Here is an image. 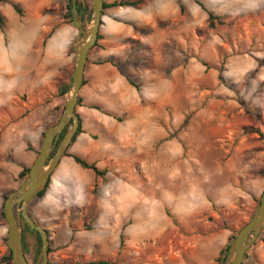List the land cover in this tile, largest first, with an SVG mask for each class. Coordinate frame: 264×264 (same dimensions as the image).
I'll use <instances>...</instances> for the list:
<instances>
[{"label":"rangeland","instance_id":"1","mask_svg":"<svg viewBox=\"0 0 264 264\" xmlns=\"http://www.w3.org/2000/svg\"><path fill=\"white\" fill-rule=\"evenodd\" d=\"M77 1L85 26L91 1ZM64 2H3L10 13L0 45L20 66L10 83L16 93L0 94V212L21 183L19 172L32 163L27 156L36 157L42 133L70 97L78 29L72 25L67 41L55 42L50 30L27 39L36 25L56 32ZM198 3L221 23L210 27ZM149 17L151 27L134 24ZM101 20L75 109L84 133L68 151L107 172L92 192L93 173L62 157L50 178L62 202L28 203L49 240L60 245L48 260L220 264L219 252L251 217L264 189V0H143L135 8L103 10ZM2 227L0 257L7 252L0 216ZM21 228L26 257L35 264L37 238ZM242 264H264V228Z\"/></svg>","mask_w":264,"mask_h":264},{"label":"water","instance_id":"2","mask_svg":"<svg viewBox=\"0 0 264 264\" xmlns=\"http://www.w3.org/2000/svg\"><path fill=\"white\" fill-rule=\"evenodd\" d=\"M92 5L91 21L83 26L81 14L72 0L73 25L78 29L71 48L74 52L73 71L70 81V97L66 101L58 120L50 125L41 137L39 151L32 161L28 172L17 189L11 191L2 204V213L7 225L6 245L13 264H29L22 246V220L39 233L41 247L35 264H48L49 238L46 230L37 224L28 213V202L33 196L45 189L53 171L68 149L78 128L75 107L78 93L83 82V72L87 53L97 40L104 0H90ZM66 128L63 137H59ZM59 140V142H58ZM264 228V189L259 204L248 221L238 230L225 251L220 264H242L244 255L258 238Z\"/></svg>","mask_w":264,"mask_h":264},{"label":"trees","instance_id":"3","mask_svg":"<svg viewBox=\"0 0 264 264\" xmlns=\"http://www.w3.org/2000/svg\"><path fill=\"white\" fill-rule=\"evenodd\" d=\"M3 2H5V0H0V3H3ZM89 2H90L89 0H85V3L86 4L89 3ZM142 2H143V0H112V1H109V2L104 1L103 2V10L110 9V8H116V7H134L135 8V7H138ZM198 5L201 6L202 9H204L206 11V13H207V19L206 20H207V23H208V25L210 27H213L215 25V22H217L218 24L221 23L220 21H218V17L216 15H214L211 11H208L207 9H205L203 7V5L200 4V3H198ZM12 6H13V8H14V10H15V12L17 14H21V10L18 7V5L13 4ZM64 7H65V11L63 13V17L62 18H63V20H64L65 23H68L70 25H73L72 1L71 0H65ZM76 8H77V10L80 13L83 11L82 10L83 9L82 3L80 1H77ZM86 10L89 11V9H86ZM4 21H5V18L2 15V13L0 12V30L3 29ZM82 23H83V21H82ZM53 30H54V28L50 29L49 35H51L53 33ZM97 38L98 39L100 38L99 37V34L97 35ZM95 45H97V43H95ZM106 62L112 63V60H109V61H106ZM125 78H126L127 82L131 86H133L135 89L138 90V85H136L129 77L125 76ZM81 100H82L81 97L78 96V100H77V103H76V107L81 105ZM76 107H75V109H76ZM92 108L101 111V107L98 106V105H93ZM106 114H108V113H106ZM111 116L113 118H115V119H117V120L120 121V118H118V117H116L114 115H111ZM77 117H78V128L76 130L75 135L72 138V141H71L69 147L72 145V143L75 141V139L77 138L78 135H80L81 133H84V131L82 129V126H81V120L79 119V116L78 115H77ZM57 120L58 119H56V121ZM65 130H66V128L63 129V131H62V133H61V135L59 137V140L63 137ZM43 133H42V135H43ZM59 140H58V142H59ZM69 147H68V149H69ZM68 149L65 151L63 157H69V158H71L73 160V162L76 165H78L80 168L85 169V170H89V171H91L93 173L94 180H93V184H92V192H95L97 190V188H98L97 180L98 179H104V177L106 175V172H107L106 169H102V168L98 167V165L96 163H94V162H88L86 159H84L83 157L79 156L78 154L70 153L68 151ZM29 167L30 166L23 167L21 169V171L19 172L18 178H19V180L21 182L24 179V177L26 176ZM49 183H50V179L48 180L45 189H43L38 194H36L35 196H33L31 198V200H34V199L39 200V199H41L44 196V194L46 192V189L49 186ZM28 213L30 214L29 211H28ZM0 216H1V218L4 219V216H3V213H2V209H1V212H0ZM34 221L36 222V220H34ZM22 223L26 227V229L30 232V234H32L34 237L37 238L38 245H39V248H40L41 247V241H40L39 233L36 230L32 229L23 220H22ZM46 232H47V235H48V238H49V236H50L49 231L46 230ZM233 238H234L233 236H231L229 238V242L230 243L233 240ZM49 242H50V240H49ZM122 242H123L122 241V236H120V246H121ZM229 244L226 245V247H225V249L223 251H220L219 252V257L222 255V252L225 253V251L227 250ZM22 246H23V251H24L25 258L27 259V261H28L29 264H32V262L26 257V254H25L26 253V244H25V233H24V231H22ZM52 252H53V249L51 248V246L49 244L48 255L51 254ZM246 256H247V252L244 255V259L246 258ZM0 264H13V261H12V258H11V255H10V252H9L8 248H7L6 254H4L3 256L0 257ZM48 264H110V262L108 260H103V259H99V260H87V261H79V260L72 261V260L64 259V260L59 261V262H51V261H49Z\"/></svg>","mask_w":264,"mask_h":264},{"label":"crops","instance_id":"4","mask_svg":"<svg viewBox=\"0 0 264 264\" xmlns=\"http://www.w3.org/2000/svg\"><path fill=\"white\" fill-rule=\"evenodd\" d=\"M8 3H3L2 5H0V12L2 13V15L7 18V14L10 13V11H8ZM140 8V7H139ZM158 9H160V11L166 10L167 9V4L160 6ZM134 24L138 26H145V25H149V27L153 26L152 24V20L151 17H149V19H144V20H138V18H134ZM50 28L47 26L44 27H40V26H32L30 30H28L27 34V39L31 40V41H35L37 40L42 32H46L49 31ZM73 27L72 25L68 24V23H62L60 24V26L58 27V30H54L53 35L54 37H56V41L55 42H60V41H67L70 39V37L73 35ZM56 35V36H55ZM13 56L12 52L8 51L4 46L0 45V94L2 95V97H11L12 94H15L16 92L14 90H12L10 88V83H11V77L14 75V71L16 68H19V63H17L16 65H13L12 63H10V58ZM21 57V56H20ZM11 70L13 72H11ZM19 92V91H18ZM5 103L2 101H0V106L4 105ZM28 160L30 158V163L33 161L34 157L33 154L31 153L30 156H27ZM65 158V157H63ZM63 158L60 160V163L62 162ZM69 158V157H66ZM71 159V158H70ZM72 160V159H71ZM73 161V160H72ZM29 162V161H28ZM29 163V164H30ZM64 163L67 165V167H70L72 165H70L69 161H64ZM78 166V165H77ZM94 180V176L92 181ZM62 193H61V189L58 186H55L54 183L50 182V187L48 186V188L46 189V192L44 194V196L40 199L42 201L41 204H43L44 207H57L62 200L59 199L61 197ZM39 200V201H40ZM40 207L37 209V212H39ZM34 218L33 215H31ZM4 229L3 227L0 228V236L4 234ZM53 241L54 237L52 238ZM50 243H52V241H50ZM54 243V242H53ZM52 243V244H53ZM55 244V243H54ZM60 246L59 244H55V246H52V249H57V247ZM57 251L55 250L53 252L54 256L57 257ZM51 262H59L58 259L56 260H50ZM62 261V260H61Z\"/></svg>","mask_w":264,"mask_h":264}]
</instances>
